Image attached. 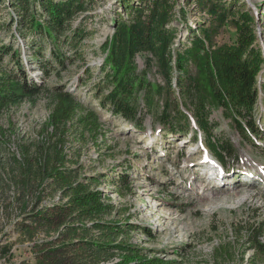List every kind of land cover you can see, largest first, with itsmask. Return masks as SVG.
I'll return each mask as SVG.
<instances>
[{
  "label": "trees",
  "instance_id": "16d2710c",
  "mask_svg": "<svg viewBox=\"0 0 264 264\" xmlns=\"http://www.w3.org/2000/svg\"><path fill=\"white\" fill-rule=\"evenodd\" d=\"M37 2L41 12L36 14L30 12L34 1L8 0L17 18L6 26L15 23L19 36H30L28 49L44 80L53 70L55 74L65 70L69 56L80 53L87 33L72 21L86 7L81 0ZM121 3L126 18L112 21V33L99 47L103 57L94 89L99 107L136 131L159 130L177 140L199 141L215 161L225 167L229 164V172L238 163L237 149L229 140L212 135L218 122L210 116L220 111L240 142L254 145L247 133L258 134L257 86L264 66L255 17L249 10L235 16L233 9L218 0H198L208 26L186 27L181 40L173 22L178 14L186 24V11L177 12L176 0ZM222 27L233 31V39L214 44ZM45 52L48 57L43 59ZM140 55L142 68L136 61ZM152 69L157 79L149 78ZM43 90V81L26 74L19 48L0 41V117L10 106L33 101ZM47 92L51 106L36 138L18 140L16 151L0 159V192L6 189L10 204L24 210L20 221L13 223V231L31 243V264H175L124 241L134 228L131 225L106 219L114 205L93 187L98 178H79L77 170L68 167L66 152L69 135L78 132L81 139L87 134L92 140L102 135L100 118L62 85ZM8 133L0 123V146L7 145ZM55 196L58 202L44 204ZM262 228L247 231L245 247L251 254L246 264L264 261V244L259 240ZM141 231L149 235L147 229ZM38 235L42 238L35 240ZM1 249L3 254L9 252V248ZM233 250L229 243L219 244L213 249L212 263H229L235 257ZM116 256L119 260L113 263Z\"/></svg>",
  "mask_w": 264,
  "mask_h": 264
},
{
  "label": "rangeland",
  "instance_id": "374dc122",
  "mask_svg": "<svg viewBox=\"0 0 264 264\" xmlns=\"http://www.w3.org/2000/svg\"><path fill=\"white\" fill-rule=\"evenodd\" d=\"M31 1L34 4L30 12L40 13L37 0ZM81 1L86 10L72 21L73 26L79 25L87 33L80 42V53L75 58L67 53L71 61H66V69L58 74L53 70L44 80L40 78L33 51L28 49L30 36L26 39L19 36L15 23L6 26L16 21L17 14L8 0L0 2L1 43L19 48L26 74L35 81H43L44 88L33 101L10 106L0 117L1 125L10 131L7 145L0 146L1 161L16 151L18 140L36 138L51 106L47 91L62 85L84 107L95 111L102 123V135L96 140L87 134L81 139L78 132L69 135L66 143L68 167L76 169L79 178H98L99 183L93 187L104 195V200L114 205V211L106 219L134 227L124 236V241L137 245L143 253L159 255L175 264H213V249L221 243H229L235 257L226 264H246L247 255L251 254L245 247L247 231L262 225L259 240L264 244V66L257 86L255 124L258 134L247 133L254 145L240 142L238 134L220 116V111L210 116L218 122L212 135L219 140H229L237 149L238 163L227 172L229 164L225 167L215 161L201 142L187 138L177 140L159 130L136 131L99 107L100 98L94 90L103 57L99 47L111 35L112 21L126 18L127 12L121 0ZM176 1L177 12L180 8L186 11V24L178 14L173 22L181 40L186 27L208 26L209 19L197 6L198 0ZM218 1L233 9L235 16L241 11H251L264 52V0ZM232 39L233 31L222 27L213 41L220 45L231 43ZM47 55L45 52L42 58L46 59ZM136 61L142 68L141 55ZM148 76L151 80L157 79L153 69ZM10 196L6 189L0 192V264H31V243L23 242L13 231V223L20 221L24 210L11 205ZM51 202H58V198L55 196L44 204ZM142 228L147 229L149 235L141 231ZM41 238L38 235L35 240ZM2 247L9 248V252L3 254ZM118 260L116 256L113 263ZM250 264H264V261Z\"/></svg>",
  "mask_w": 264,
  "mask_h": 264
},
{
  "label": "bare ground",
  "instance_id": "6f19581e",
  "mask_svg": "<svg viewBox=\"0 0 264 264\" xmlns=\"http://www.w3.org/2000/svg\"><path fill=\"white\" fill-rule=\"evenodd\" d=\"M180 140H181V139H180ZM182 141H185V140L182 139ZM182 141H181V142H182Z\"/></svg>",
  "mask_w": 264,
  "mask_h": 264
}]
</instances>
